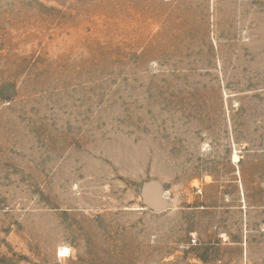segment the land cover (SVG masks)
Here are the masks:
<instances>
[{
	"label": "rangeland",
	"instance_id": "374dc122",
	"mask_svg": "<svg viewBox=\"0 0 264 264\" xmlns=\"http://www.w3.org/2000/svg\"><path fill=\"white\" fill-rule=\"evenodd\" d=\"M0 264H264V0H0Z\"/></svg>",
	"mask_w": 264,
	"mask_h": 264
},
{
	"label": "bare ground",
	"instance_id": "6f19581e",
	"mask_svg": "<svg viewBox=\"0 0 264 264\" xmlns=\"http://www.w3.org/2000/svg\"><path fill=\"white\" fill-rule=\"evenodd\" d=\"M234 161H238V155L237 154H234Z\"/></svg>",
	"mask_w": 264,
	"mask_h": 264
}]
</instances>
